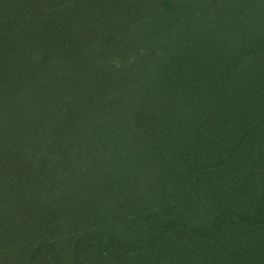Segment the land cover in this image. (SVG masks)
<instances>
[{"label":"trees","instance_id":"trees-1","mask_svg":"<svg viewBox=\"0 0 264 264\" xmlns=\"http://www.w3.org/2000/svg\"><path fill=\"white\" fill-rule=\"evenodd\" d=\"M0 264H264V0H0Z\"/></svg>","mask_w":264,"mask_h":264}]
</instances>
